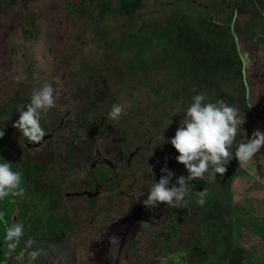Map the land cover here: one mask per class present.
Here are the masks:
<instances>
[{"label":"rangeland","instance_id":"1","mask_svg":"<svg viewBox=\"0 0 264 264\" xmlns=\"http://www.w3.org/2000/svg\"><path fill=\"white\" fill-rule=\"evenodd\" d=\"M101 5L109 8L103 15ZM120 6V0H0V103L20 99L28 104L33 90L46 83L55 89V107L41 112L40 120L46 135L54 132V137L39 147L26 148L25 143L32 142L13 127L18 115L7 126L8 139L16 150L0 148L7 154L0 158L11 163L13 171H26L35 164L56 172L60 197L54 206L61 209L62 217L74 222L69 231L77 229L75 237L64 242L32 241L29 245L26 223L35 218L30 216L34 201L23 195L10 205L3 203L10 197L5 198L0 212L7 226L20 223L24 234L18 246L9 249L4 239L6 225L0 222V256L6 255L0 264H176L173 256L179 264H201L188 255L192 246L187 240L193 228L201 231L207 221L217 232L205 264H264V239L239 223V213L246 211L264 218V147L242 167L233 158L222 177L218 174L212 179L206 174V182L213 181L210 188L191 182L194 191L206 189L203 206L194 195L179 208L135 206L143 205L164 167L174 173L173 183L185 176L176 160L179 153L168 141L195 95L205 94V102L224 100L238 108L241 125L231 152L254 131L264 132V0H145L136 12ZM128 40L136 47L131 45V56L122 58L113 45ZM92 68L104 75L96 85L90 81L87 86L86 79L77 75ZM111 91L114 97L107 94L105 102L123 106L118 119H108L111 109L102 106L82 114L87 106L80 93ZM174 91L180 92L179 101L172 98ZM62 118L65 126L58 129ZM138 146L150 166L134 176L126 164ZM97 150L119 165L120 185L110 178L95 201L66 197L67 192L95 190L94 179L104 171L90 169ZM20 155L25 157L20 159ZM225 179L229 181L227 195L224 188L216 193L215 183ZM28 188L31 199L44 196L37 184ZM49 206V201H43L36 210L47 211ZM104 208L108 212L132 210L112 223L107 218L106 231L101 230L103 236L94 234L90 247L87 234L78 231L92 226L95 232ZM171 216L184 229L182 248L175 242L172 250L163 247L146 256H140L139 249L134 251L140 234L143 239L138 243H145ZM263 218L255 224L264 229Z\"/></svg>","mask_w":264,"mask_h":264},{"label":"clouds","instance_id":"2","mask_svg":"<svg viewBox=\"0 0 264 264\" xmlns=\"http://www.w3.org/2000/svg\"><path fill=\"white\" fill-rule=\"evenodd\" d=\"M54 92L53 86L46 83L33 90L28 104L21 103L16 107L19 119L13 127L34 144H39L46 135L40 123L41 112L55 107ZM206 100L205 94H197L192 98V103L186 109L175 136L168 141L179 153L176 160L185 166L188 175L179 176L173 183L174 173L167 167L161 169L159 182L155 181L147 198L142 202L145 208L156 207L159 204L179 208L182 204H187L186 198L191 195L197 197L196 203L203 206L207 191L206 189L202 192L194 191L190 187L191 182L207 177L215 179L218 174L222 177L233 158L242 167L264 147V132L257 130L246 143H240L235 152H231L229 149L235 142L241 125L239 110L224 100L205 102ZM122 113L123 106L113 104L108 119L116 120ZM4 135L5 131L0 130V138ZM22 177L21 171H13L11 163L6 160L0 162V201L12 197L11 202L15 203L14 198L25 194ZM0 222L6 225L4 239L8 248L15 249L24 234V226L20 223L7 226L3 212H0ZM31 243L29 240L28 244ZM36 255L37 253H32L33 258ZM172 259L179 264L177 256H173Z\"/></svg>","mask_w":264,"mask_h":264},{"label":"flooded vegetation","instance_id":"3","mask_svg":"<svg viewBox=\"0 0 264 264\" xmlns=\"http://www.w3.org/2000/svg\"><path fill=\"white\" fill-rule=\"evenodd\" d=\"M67 117L69 116V114L66 115ZM65 119L62 118L60 120V123L58 125V129H61L62 127L65 126L64 124ZM45 136H49V138L47 140H45L44 142L50 140L51 138L54 137V132L52 134H47ZM44 136V137H45ZM43 142V143H44ZM42 143V144H43ZM31 144L34 143H29L26 142V148L28 149H32L34 147H30ZM16 150V149H15ZM120 154H123V152L121 151ZM96 160L94 161V163L91 166V171L97 169L99 171L100 168H102L104 171H99V175L97 177H95L94 182H95V190L94 191H89V190H83L81 192H72V193H65V196L68 198H82L84 201L86 202H90V201H95L102 193L103 189H104V185L106 183H108L110 181V178H113L117 184L116 185H120V175H118L117 170L119 165L115 164L113 161H111L109 158H105L103 153L100 152L99 150H97L96 152ZM123 156V155H122ZM22 157L24 158L25 155H20V159H22ZM140 160H145L143 154H141L140 151V146H138V148L132 152L129 156V158L127 159V168H129L130 170V174L136 176V173L140 170H142L141 168H143V166L136 168L135 164H137ZM133 167V168H132ZM21 172L23 173V182L22 186L25 188V197L29 198V201H34V203L31 202L30 207L31 209L33 208V210H31L33 212V215H30L31 217H35L34 219H30L29 223H26L28 226V232L30 238L28 240L31 241H35L37 243H41V242H48V243H60V242H64L68 239H72L74 238L77 234V229L75 230V232L71 233L69 231L68 228H73L75 227L73 225V221L71 219H69L68 217H62V212H60L61 209L57 208L56 206H54L55 202H57V197H60L58 194H56L58 192V183L56 182V172H54L52 169H49L47 166L45 165H39L36 166L34 165H30L27 170H23L20 169ZM61 177V175H60ZM28 183V184H27ZM36 185L37 187L40 188L43 192L41 198H37V199H31L30 196V191H29V185ZM121 192V191H120ZM87 193V194H86ZM89 193V195H88ZM78 194H83V195H78ZM17 198V197H16ZM14 198V199H16ZM131 201L133 204H135L136 202V197L134 195V193H132V195H130ZM12 197H10L9 199H7L5 202H11L12 201ZM43 201H49L50 202V206L47 211H41V210H36V205L40 206V202ZM137 209L141 208L143 205L142 204H136L135 205ZM41 208H45V207H41ZM132 208H121V209H115V210H111V211H107L106 208H104L101 213L99 214V219H101L100 225L99 227L96 229L95 232L93 231V227L92 226H86V230L83 229V227H80L78 233L79 234H87V239L89 238L90 241L88 242V244L91 245L90 247L94 246L93 242V236L95 237L94 234H99L100 236H103L104 231H106V227L108 224H110L107 220V218L112 219L111 223L113 222V220H115L114 218H126L127 214L129 213V211H131ZM31 211H29V213H31ZM107 211V212H106ZM37 212V214H36ZM108 213V215H106ZM178 214V213H177ZM118 219V220H121ZM122 218V219H123ZM102 220L106 221L105 223L102 222ZM17 221H21L19 218H17ZM178 223H180L178 221ZM97 224V223H96ZM107 224V225H105ZM105 225V226H104ZM162 225H160L158 227V231L154 234L153 237H155L158 233H159V229ZM104 227L103 229H100ZM146 227L147 223H146ZM142 229V227H141ZM104 230V231H101ZM63 231V233H62ZM101 231V232H100ZM145 233V231H144ZM35 234V235H34ZM142 234L139 235L138 239L136 240L135 244L133 245L134 247V251H138V249L140 250V256H146L147 253H150L151 251H153L150 247H148L149 242H150V238L149 240H147L145 243H143L142 241L138 243L139 239L143 237L141 236ZM97 236V235H96ZM58 237H62L63 240L60 242H54L51 240H55ZM85 239V240H87ZM27 244V243H26ZM25 244V245H26ZM147 245V246H146ZM145 246L147 248H145ZM24 247V246H23ZM20 247L18 248V251L23 248ZM163 248V247H162ZM165 250H167L166 248H164ZM136 254L138 255V252H136ZM143 254V255H142ZM90 262H87V264H89Z\"/></svg>","mask_w":264,"mask_h":264},{"label":"trees","instance_id":"4","mask_svg":"<svg viewBox=\"0 0 264 264\" xmlns=\"http://www.w3.org/2000/svg\"><path fill=\"white\" fill-rule=\"evenodd\" d=\"M120 1H121V6H120L121 10H130L131 12H136L142 8L143 2L145 0H120ZM101 8H102V13H101L102 15L109 11V8L106 5H101ZM133 43H134L133 40H128L126 43H120L118 45L114 44L113 48H114L115 53L119 56H122V58H123L124 56H126V57L131 56L129 53L130 48H131L130 46L132 45L133 47H136ZM160 59L163 60L162 58H160ZM123 60H125V59H123ZM92 69L94 72L93 74L90 73V71ZM92 69L81 70V72H79L77 75V77L80 79H84V80L86 79V84L88 83L87 86L92 84V83H90V81H94L93 85H96V80H99V78H101V77L103 78V75H104V72L102 70H99L98 68L97 69L92 68ZM105 80H107L106 77H105ZM121 81H122V78H121ZM107 82L109 84V79L107 80ZM110 83H112V82H110ZM120 83H122V82H120ZM107 94H109L111 97H114V95H115L112 91L109 93L103 92L102 94L101 93L96 94L95 92H93V93H90V92L80 93L82 103L87 106L86 109L81 111L82 114L86 115L88 112H91V111L94 112V108H96V110H98L101 106L104 109L106 107H109L111 109L112 108L111 105L107 106V104H110V103L105 102ZM173 95H174V97H172V98L174 99V101L180 100V96H181L180 92L174 91ZM21 103L25 104L24 101H22L20 99H19V101L0 103V130L5 131L4 137L0 138V148H4L8 151H15V149L11 147V141L8 139L7 126L9 125V123L14 121V119L19 115V113L16 111V107L18 104H21ZM6 155H7L6 153L0 152V156H3V158ZM0 162H3L2 157L0 158ZM141 166H143V168H141V169L147 170L150 166V163L147 160H140L137 164H135L136 168H139ZM182 168L184 169L185 176H187L188 173H187L185 166L182 165ZM228 177L230 178L231 174H229ZM228 179H225L226 181H224L222 183H220V182L215 183L216 187H217L216 193L221 192L222 188H224L223 192H224V194L227 195L226 192L229 191ZM195 183L198 186H200V188H206V187L210 188L211 185H213L212 180L209 182H206L205 179H198L195 181ZM1 202L2 201H0V203ZM3 203H6V202L4 201ZM9 204L11 205V202H9ZM227 210L229 211L228 208H227ZM240 210H242V209H240ZM242 211H244V210H242ZM246 212L245 213L244 212L239 213V217L241 219L239 222L240 226L241 227L247 226L252 231V233L254 235L264 239V229L262 227L260 228L259 224H255V220H258V218L262 219L263 217H255L252 214H250L248 212L246 213ZM178 224L179 223H178V220L176 219V216H171L170 220L167 221V225L163 224L159 229V233L155 237L150 239L148 247H150L153 251H158L162 247H164V248L168 247L169 250H172L173 249L172 247H174V244L176 242L179 244V247H177V248H182L183 247L182 239H183V235H184V229L182 227L179 228ZM263 224H264V221H263ZM215 232H217L216 229L211 228L210 224H208V221H207L206 226L201 227V231H199V229H194V228L191 230V233L189 235L190 240L188 239L187 243L189 245H191L192 247H191V250H190L188 255H190L191 260L196 259V262L194 261V263L205 264L208 262V260L210 258V250H211V248L215 247V244H216V243H214L216 241ZM62 233H63V231H62ZM190 236H191V238H190ZM62 240H63L62 237H58L57 239L51 240V241L60 242ZM146 246H145V248H147ZM174 248H176V247H174ZM145 254H147V252ZM230 255H231V253L229 254V256ZM5 258H6V255L0 256V261L6 260ZM229 260H230V258H229Z\"/></svg>","mask_w":264,"mask_h":264},{"label":"water","instance_id":"5","mask_svg":"<svg viewBox=\"0 0 264 264\" xmlns=\"http://www.w3.org/2000/svg\"><path fill=\"white\" fill-rule=\"evenodd\" d=\"M49 138V136H45L42 140H41V142L39 143V144H31L30 145V147H34V148H36V147H39L45 140H47ZM87 194V193H86ZM78 195H83V194H78ZM88 195H89V193H88Z\"/></svg>","mask_w":264,"mask_h":264}]
</instances>
